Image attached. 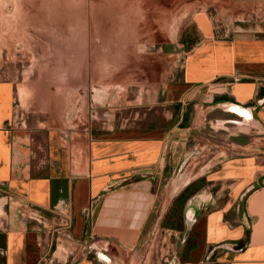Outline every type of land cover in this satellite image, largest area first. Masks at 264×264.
<instances>
[{
  "label": "crops",
  "instance_id": "1",
  "mask_svg": "<svg viewBox=\"0 0 264 264\" xmlns=\"http://www.w3.org/2000/svg\"><path fill=\"white\" fill-rule=\"evenodd\" d=\"M198 3V39L163 87L172 124L95 128L72 154L56 131L38 142L18 125L14 83L0 81V191L31 214L0 219V264H42L53 245L51 262L107 263L93 245L144 237L174 247L167 264H264V0ZM210 131L228 146L205 156L204 142L170 172Z\"/></svg>",
  "mask_w": 264,
  "mask_h": 264
},
{
  "label": "rangeland",
  "instance_id": "2",
  "mask_svg": "<svg viewBox=\"0 0 264 264\" xmlns=\"http://www.w3.org/2000/svg\"><path fill=\"white\" fill-rule=\"evenodd\" d=\"M198 1L0 0V81L14 83L18 125L30 128L38 142L56 131L72 153L95 128L174 123L177 106L163 103V87L198 39L191 19L204 8ZM214 7L208 5L212 12ZM199 140L179 149L181 158L167 164L170 172L177 163L197 161L190 149L198 156L207 142L208 156L230 141L222 131L200 132ZM3 194L0 219H29V207ZM51 250L42 264H60L51 262ZM173 250L144 237L130 250L100 241L91 254L107 257L105 263L98 254L100 264H167Z\"/></svg>",
  "mask_w": 264,
  "mask_h": 264
},
{
  "label": "water",
  "instance_id": "3",
  "mask_svg": "<svg viewBox=\"0 0 264 264\" xmlns=\"http://www.w3.org/2000/svg\"><path fill=\"white\" fill-rule=\"evenodd\" d=\"M190 223L191 221H187V225H186V229H185V233H184V237H186L189 233V230H190Z\"/></svg>",
  "mask_w": 264,
  "mask_h": 264
},
{
  "label": "trees",
  "instance_id": "4",
  "mask_svg": "<svg viewBox=\"0 0 264 264\" xmlns=\"http://www.w3.org/2000/svg\"><path fill=\"white\" fill-rule=\"evenodd\" d=\"M195 41H196V40H195ZM195 41L192 43V45L195 43ZM192 45H191V46H192ZM191 46H190V47H191Z\"/></svg>",
  "mask_w": 264,
  "mask_h": 264
}]
</instances>
